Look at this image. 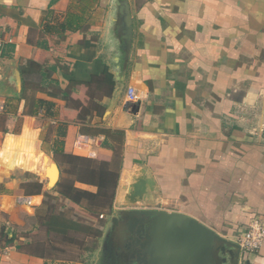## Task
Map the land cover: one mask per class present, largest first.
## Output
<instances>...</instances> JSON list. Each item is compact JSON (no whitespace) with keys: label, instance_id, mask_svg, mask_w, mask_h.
<instances>
[{"label":"crops","instance_id":"0c3cea01","mask_svg":"<svg viewBox=\"0 0 264 264\" xmlns=\"http://www.w3.org/2000/svg\"><path fill=\"white\" fill-rule=\"evenodd\" d=\"M87 2L80 30H54ZM0 38V116L6 99L22 98L4 116L6 136L21 132L6 139L19 143L10 155L21 156L29 133L40 138L42 120L67 155L112 163L120 153L111 218L180 213L230 242L253 220L264 226V0H0ZM32 99L53 104L51 115H25ZM0 264L51 263L9 247ZM237 264H264V242Z\"/></svg>","mask_w":264,"mask_h":264},{"label":"rangeland","instance_id":"374dc122","mask_svg":"<svg viewBox=\"0 0 264 264\" xmlns=\"http://www.w3.org/2000/svg\"><path fill=\"white\" fill-rule=\"evenodd\" d=\"M5 124L6 117L0 116V133ZM37 127L42 130L40 138L29 133L30 139L25 150H20V157L9 154L19 144L18 140L10 142L6 139L20 137L21 132L16 136L0 134V184L8 190L7 194L0 193V254L9 247H15L18 251L42 256L51 264L80 261L86 264H108L105 248L111 240V243L121 248V253L118 260L108 257L109 264H125L129 255L125 249L127 233L123 232L121 235L120 229L112 228L110 218L113 213L108 212L107 208L98 209L96 214L89 213L64 200L54 192L55 187L47 185L45 177L52 178L55 174L51 169V161L61 170L59 179L68 181L71 177L64 171L65 164L53 159L50 152L51 132L45 126V121H39ZM19 129L21 123L15 121L10 131L17 133ZM32 148L39 154L34 155ZM17 162L20 165L15 167ZM41 180H44L42 193L39 195L41 198L26 202L24 199L29 197L26 195L28 187L35 182L41 183ZM49 215L58 216L66 225L71 223L66 235L49 232ZM101 215L103 218H100ZM112 231L118 240L110 239ZM12 236L15 241L5 245V239Z\"/></svg>","mask_w":264,"mask_h":264},{"label":"water","instance_id":"95a60500","mask_svg":"<svg viewBox=\"0 0 264 264\" xmlns=\"http://www.w3.org/2000/svg\"><path fill=\"white\" fill-rule=\"evenodd\" d=\"M121 16L122 50L127 53L131 39V17L125 2L121 4ZM51 164L55 174L52 178H45L48 186L55 187L60 170L55 162L51 161ZM138 192L135 189V193ZM111 224L120 226L121 235L127 233L125 249L131 252L127 264H228L231 261L237 264L241 252L234 242L227 241L197 220L180 213L120 210L117 216L111 218Z\"/></svg>","mask_w":264,"mask_h":264},{"label":"trees","instance_id":"16d2710c","mask_svg":"<svg viewBox=\"0 0 264 264\" xmlns=\"http://www.w3.org/2000/svg\"><path fill=\"white\" fill-rule=\"evenodd\" d=\"M90 2H87L85 10H82L81 14L70 13L66 14L63 22L57 24L54 30L65 33L66 31H78L81 29L85 22L84 15L89 8ZM50 13V12H49ZM50 27L47 23L43 24L44 31H49ZM55 69L52 68V71ZM47 75L43 74L42 79L46 81ZM22 98H9L6 99L5 107L2 114L16 115L17 104ZM14 102L17 104L14 105ZM53 104L45 102L39 99H32L25 115L36 117L39 110L44 109L47 115H51V109ZM65 126L61 125L58 128V136L63 137ZM2 133H7L6 129L2 130ZM13 133V132H12ZM15 134V133H13ZM63 141L58 138L51 144L50 152L53 154V159L60 161L61 164H65V173L71 178L68 181H64L63 178L57 182L54 192L64 200L70 202L75 206L82 207L85 211L96 214L98 209H108L111 213L113 209V201L115 198V192L118 186L121 156L118 151L114 152V160L112 163L98 161L95 159L78 157L73 155H67L62 150ZM76 183H81L94 188V191H88L79 189L75 186ZM43 184L35 182L31 187L26 190V195L35 196L42 193ZM8 193V190L0 184V193ZM49 232L57 235H66L69 230V222H62L58 216L49 215ZM15 241L14 236L5 239V245H10ZM42 257V256H41Z\"/></svg>","mask_w":264,"mask_h":264},{"label":"built area","instance_id":"2783aa9c","mask_svg":"<svg viewBox=\"0 0 264 264\" xmlns=\"http://www.w3.org/2000/svg\"><path fill=\"white\" fill-rule=\"evenodd\" d=\"M4 41L0 38V57L3 53ZM127 99L129 101L136 100L134 89L127 90ZM103 218V215L100 216ZM264 242V226L259 220H253L248 228L235 240L241 252L251 253L258 251Z\"/></svg>","mask_w":264,"mask_h":264},{"label":"flooded vegetation","instance_id":"af4514ba","mask_svg":"<svg viewBox=\"0 0 264 264\" xmlns=\"http://www.w3.org/2000/svg\"><path fill=\"white\" fill-rule=\"evenodd\" d=\"M114 238L116 240H118V237H114V233L112 231L111 232V238L110 239L115 240ZM130 249H132V245H130ZM120 250H121V248L117 244H115L113 242L111 243V240H110V243H109L108 247L105 248V256H106V259H107L108 264H109L108 257H110V259H113V258H116L117 259L118 256H119V254L121 253Z\"/></svg>","mask_w":264,"mask_h":264}]
</instances>
